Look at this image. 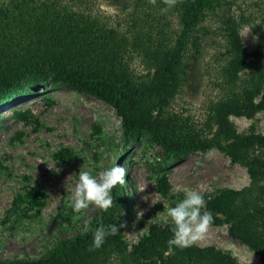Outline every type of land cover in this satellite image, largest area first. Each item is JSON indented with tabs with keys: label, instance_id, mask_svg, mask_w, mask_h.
<instances>
[{
	"label": "trees",
	"instance_id": "obj_1",
	"mask_svg": "<svg viewBox=\"0 0 264 264\" xmlns=\"http://www.w3.org/2000/svg\"><path fill=\"white\" fill-rule=\"evenodd\" d=\"M96 1L0 0V104L38 87H65L108 103L126 140L144 134L173 162L214 148L245 168L248 184L204 196L212 225L225 224L264 264V135L238 134L229 120L264 109V0H180L163 14L162 0H111L125 13L117 26L93 15ZM240 23L256 39L251 51L241 43ZM132 60L143 76L133 74ZM178 100L200 108L201 117L177 109ZM112 196L113 206L96 208L83 234L36 259L0 264H239L212 246L169 252V223L150 225L131 246L120 229L88 251L100 222L120 225L118 185Z\"/></svg>",
	"mask_w": 264,
	"mask_h": 264
},
{
	"label": "rangeland",
	"instance_id": "obj_2",
	"mask_svg": "<svg viewBox=\"0 0 264 264\" xmlns=\"http://www.w3.org/2000/svg\"><path fill=\"white\" fill-rule=\"evenodd\" d=\"M119 4L98 0L91 10L109 25H122L125 13ZM238 33L245 50L251 51L256 39L248 27L240 23ZM130 67L134 75L143 76L138 61L132 60ZM38 89L0 104V259H36L57 241L90 227L94 206L79 214L68 206L80 169L93 175L116 165L126 169L125 184H118L117 217L126 225L121 229L128 246L150 225L168 223L166 207L183 199V192L174 189H195L205 196L248 184L245 168L214 148L192 151L173 162L144 134L126 140L119 116L102 99L65 87ZM175 106L201 117L200 108L182 100ZM229 120L238 134L252 130L264 135V109ZM75 215L80 219L74 221ZM196 246H212L239 264L259 263L255 252L231 237L223 223L211 224Z\"/></svg>",
	"mask_w": 264,
	"mask_h": 264
},
{
	"label": "clouds",
	"instance_id": "obj_3",
	"mask_svg": "<svg viewBox=\"0 0 264 264\" xmlns=\"http://www.w3.org/2000/svg\"><path fill=\"white\" fill-rule=\"evenodd\" d=\"M148 2L156 5L157 0H148ZM179 2L180 0H162L164 7L161 8V13H167ZM125 175L126 169L119 165L103 168L96 175L80 169L68 206L76 214L90 206L107 212L113 206L112 190L118 184H125ZM174 191L183 192V199L174 206H167L164 212V218L170 224L172 233L167 240L169 252L173 248L184 249L196 245L205 237L213 223V215L206 210V201L200 191L186 187L176 188ZM156 202L158 201H152L153 204ZM78 219H80L79 215L73 216L74 221ZM125 226L124 223L119 226L117 224L105 226L103 222H100L92 233V243L88 246V251H95L102 247L108 236L116 235Z\"/></svg>",
	"mask_w": 264,
	"mask_h": 264
},
{
	"label": "water",
	"instance_id": "obj_4",
	"mask_svg": "<svg viewBox=\"0 0 264 264\" xmlns=\"http://www.w3.org/2000/svg\"><path fill=\"white\" fill-rule=\"evenodd\" d=\"M39 90V89H38ZM37 93V92H36Z\"/></svg>",
	"mask_w": 264,
	"mask_h": 264
}]
</instances>
